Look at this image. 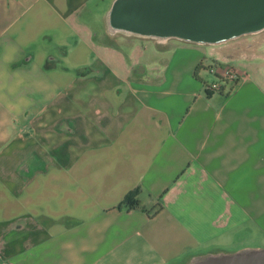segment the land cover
I'll use <instances>...</instances> for the list:
<instances>
[{"label": "crops", "instance_id": "0c3cea01", "mask_svg": "<svg viewBox=\"0 0 264 264\" xmlns=\"http://www.w3.org/2000/svg\"><path fill=\"white\" fill-rule=\"evenodd\" d=\"M102 1L0 0V264H190L264 239V31L113 34ZM211 63L241 79L208 89Z\"/></svg>", "mask_w": 264, "mask_h": 264}, {"label": "water", "instance_id": "95a60500", "mask_svg": "<svg viewBox=\"0 0 264 264\" xmlns=\"http://www.w3.org/2000/svg\"><path fill=\"white\" fill-rule=\"evenodd\" d=\"M107 22L113 34L220 45L264 31V0H114ZM190 264H264V249Z\"/></svg>", "mask_w": 264, "mask_h": 264}, {"label": "built area", "instance_id": "2783aa9c", "mask_svg": "<svg viewBox=\"0 0 264 264\" xmlns=\"http://www.w3.org/2000/svg\"><path fill=\"white\" fill-rule=\"evenodd\" d=\"M205 69H207L209 73L215 75L218 79V81L207 85V88L213 91H220L221 88L228 82L237 84L241 79L240 72L233 66L221 68L217 63H211L210 65L206 66Z\"/></svg>", "mask_w": 264, "mask_h": 264}, {"label": "rangeland", "instance_id": "374dc122", "mask_svg": "<svg viewBox=\"0 0 264 264\" xmlns=\"http://www.w3.org/2000/svg\"><path fill=\"white\" fill-rule=\"evenodd\" d=\"M114 0H104L101 3L102 6V10L105 11L106 7H110L112 2ZM104 7V8H103ZM248 35L243 36L242 40H247ZM242 38V37H241ZM209 81L211 82L212 80H214V77L211 75L208 77ZM248 248L247 250H253V249H264V239L263 237L256 235L255 237H253L252 239L244 242H235L232 243L230 246H227L224 248L223 251L225 252H229L226 254H233V253H237L239 251H245L244 249ZM243 249V250H242Z\"/></svg>", "mask_w": 264, "mask_h": 264}, {"label": "trees", "instance_id": "16d2710c", "mask_svg": "<svg viewBox=\"0 0 264 264\" xmlns=\"http://www.w3.org/2000/svg\"><path fill=\"white\" fill-rule=\"evenodd\" d=\"M137 196V191H133L131 193H129L125 200H124V203L126 205H128L129 207H133L134 205H139V201H134L135 200V197Z\"/></svg>", "mask_w": 264, "mask_h": 264}]
</instances>
